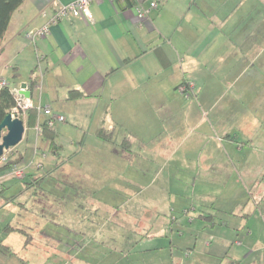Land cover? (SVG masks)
Instances as JSON below:
<instances>
[{"label": "crops", "instance_id": "crops-1", "mask_svg": "<svg viewBox=\"0 0 264 264\" xmlns=\"http://www.w3.org/2000/svg\"><path fill=\"white\" fill-rule=\"evenodd\" d=\"M72 1L20 5L0 80L26 85L62 128L105 114L76 165L59 166L61 148L46 155L36 133L21 168L30 182H0L2 198L19 195L0 199V264H264V0H160L145 21L133 7L153 0H105L91 20L67 17L26 39ZM100 127L110 141L95 137ZM43 160L49 178L63 173L52 192ZM102 250L113 261L94 262Z\"/></svg>", "mask_w": 264, "mask_h": 264}, {"label": "rangeland", "instance_id": "rangeland-1", "mask_svg": "<svg viewBox=\"0 0 264 264\" xmlns=\"http://www.w3.org/2000/svg\"><path fill=\"white\" fill-rule=\"evenodd\" d=\"M30 110V109H29ZM105 110L103 108H100L98 111H94V110H90L89 111V118L90 121H87V115L83 114L82 118L79 119L78 121H76V119H72V117H68L67 120L65 121V123H62L60 127L59 122H56V126L55 128H57L58 126L60 127L59 131L56 133L57 130L54 131L55 137H54V144L52 145L49 142H44L43 144L41 143V140L38 141V147L39 150H43L44 153L46 155H51V148L53 146H56V149H60L61 148V152L59 153V157H58V165L59 166H63V165H68L66 164V162L68 161H72L73 165H76L77 161H80L81 158H75L76 157V153L79 152L81 150V148L84 147V149L87 151L89 148H87L91 143L89 142V138L91 134L90 128H91V123L99 118H103V115L105 114L104 112ZM28 112V111H27ZM86 112V111H83ZM79 114L76 113L75 116L77 117ZM42 117H39V120ZM37 121H36V125L34 127H28L26 125V120H27V113L23 119V123H24V127H25V133L23 136V140L21 141V143H19L16 147L8 150L6 152V157H8L9 159H14L16 158L18 155H20V153L23 155L24 157V163L23 165L21 164V168L25 167L27 165V163H29L32 159V151L35 147V138L36 135L39 133L36 131V127H37V123H38V113H37ZM39 124V123H38ZM41 125V123H40ZM40 128V126H39ZM105 130V129H104ZM97 131V130H96ZM96 131H95V137L97 139H99L96 136ZM106 131V130H105ZM37 133V134H36ZM28 138V139H27ZM27 139V140H26ZM101 140V139H100ZM73 141V143H72ZM103 141V140H102ZM71 145L72 149L68 150L67 147ZM103 149V147H100ZM91 150V149H90ZM42 165H43V170L40 173L41 177L45 176L46 178L44 179L46 182V189L49 191L51 187H53V184L58 181L61 180V178L63 177V173L62 172H58L56 174L53 175V177L49 178L48 176H50L51 174H49L48 176H46L51 169H53L54 167H50L44 160L41 161ZM53 172V170L51 171ZM50 173V172H49ZM53 174V173H52ZM30 182V180L27 178L25 179H21V180H16L14 181L13 185H17L18 183H28ZM42 182V181H41ZM15 188H19L18 186H16ZM50 192H52L50 190ZM64 192L66 194L70 193L69 190L65 189ZM3 198L0 196V199H8L9 197H13L15 196V198L19 197L18 195V191L16 189L13 190H8L7 192H5L4 194H2ZM27 197V196H25ZM66 208V206H65ZM2 228V227H1ZM87 253V252H85ZM115 255H112L111 259H108L109 257H107V251H99L96 253V255L93 257V261L94 262H102V261H113V257Z\"/></svg>", "mask_w": 264, "mask_h": 264}, {"label": "built area", "instance_id": "built-area-1", "mask_svg": "<svg viewBox=\"0 0 264 264\" xmlns=\"http://www.w3.org/2000/svg\"><path fill=\"white\" fill-rule=\"evenodd\" d=\"M102 1L105 0H74L66 5H63L59 7L55 11V13L51 15V17H49L48 21L42 27L36 29H30L26 31L25 37L29 42L34 44L37 40L42 39L48 35L51 26L58 24L60 21H62L67 17L86 18L88 20H91V15L89 11L90 5L93 2H102ZM109 1L123 2L125 0H109ZM131 1L133 3L136 2V0H131ZM159 2L160 0H153L149 3L147 7H142L141 5L135 3L133 8L137 16V19L139 21H145L146 19H148L150 15L153 13V11L158 9ZM6 86L7 83L4 80H0V87H6ZM191 88L192 86L190 84H185L183 86H180L177 90L180 94L188 98L191 95ZM12 93L15 100V106L11 109L10 114L12 118H18L23 121L27 111L29 109H32L33 105L31 104L29 99H26L21 94V92L13 91ZM36 110L38 113V120L40 116H44L46 118L45 123L49 128L53 127L56 122L59 123L64 122V118L62 116L53 115L49 108H36ZM38 123H37L36 131L40 132L41 125L39 121ZM6 152H4L3 155L0 157V166L3 163H5L8 159V157H6ZM36 166L38 169L41 168L40 164H37ZM1 174L3 175L0 176V182H4L10 179L21 180L24 177V171L21 169V167L11 168Z\"/></svg>", "mask_w": 264, "mask_h": 264}, {"label": "trees", "instance_id": "trees-1", "mask_svg": "<svg viewBox=\"0 0 264 264\" xmlns=\"http://www.w3.org/2000/svg\"><path fill=\"white\" fill-rule=\"evenodd\" d=\"M24 1L25 0H0V47L2 45V41L12 14L20 7V5ZM36 84L37 81L35 79H32L30 82V88L33 89L36 86ZM185 84L187 83L180 84L178 88ZM12 92H13L12 89L8 85L6 87H0V123L10 113L11 109L15 106V100ZM36 118H37V110L35 107H33L27 112L26 125L30 128L34 127L37 121ZM96 136L104 141H110L112 137L111 133L105 131L103 127H100L96 131ZM54 137L55 134L53 129L47 127L45 121L42 122L41 131L38 135V138H40L41 141L49 142L53 145ZM128 146H129L128 140H125L124 143H122L121 145V147H123L124 149H128ZM55 148L56 146L52 147V149ZM22 161H23L22 154L18 155L14 159L8 158L7 161L0 166V174L11 168L21 166Z\"/></svg>", "mask_w": 264, "mask_h": 264}, {"label": "water", "instance_id": "water-1", "mask_svg": "<svg viewBox=\"0 0 264 264\" xmlns=\"http://www.w3.org/2000/svg\"><path fill=\"white\" fill-rule=\"evenodd\" d=\"M26 85L22 84L21 94L26 98H30V93L25 91ZM25 127L22 120L12 118L9 113L0 123V157L4 152L16 147L23 139Z\"/></svg>", "mask_w": 264, "mask_h": 264}]
</instances>
